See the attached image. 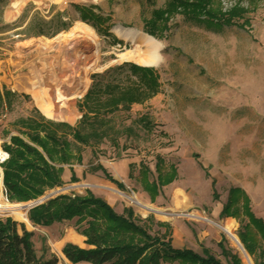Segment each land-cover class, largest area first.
Segmentation results:
<instances>
[{"label": "rangeland", "instance_id": "1", "mask_svg": "<svg viewBox=\"0 0 264 264\" xmlns=\"http://www.w3.org/2000/svg\"><path fill=\"white\" fill-rule=\"evenodd\" d=\"M13 2L0 0V89L17 94L11 108L0 107L1 149L10 136L16 135L14 122L29 117L34 110L44 116L30 95L17 90L29 76V66L35 58L33 44L53 40L76 25H83L95 36L98 59L95 68L87 72L85 93L71 104L74 120L68 123L49 119L76 127L83 116L79 106L92 84V76L128 63L120 62L119 55L131 50L132 43L115 30L142 32L163 45L159 65L151 67L159 78L160 93L144 104L132 105L129 112L109 116L114 124V141H104L93 149L81 146L83 163L73 166L79 182L71 183L72 172L65 166L63 185L45 196L56 191L57 196H82L91 191L119 214L132 208L141 220L151 217L150 233L164 235L176 249H190L202 256L208 250L228 264L219 246L223 242L243 264H248L219 225H233L238 237L241 224L248 221L244 215L221 216L232 188L242 189L254 215L264 220V0H212L214 9L224 15L222 20L198 21L176 15L164 26L156 22L158 37L145 32V26L153 22L154 10L165 8L167 0H28L17 17L9 21L6 14ZM73 5L93 7L106 22L81 20V13ZM58 16L73 26L52 38L33 35L41 23ZM41 27L51 31L54 25ZM142 117L149 119L148 130L139 122ZM158 155L177 167L178 179L164 187L152 203L138 177L141 163L155 172ZM120 160L132 165V178L115 172L114 164ZM96 164L106 167L114 179L125 185V191L106 180L101 172L91 173L90 167ZM2 182L0 167V188ZM124 195L137 196L164 215L148 213ZM9 204L24 205L23 212L28 216L30 202ZM2 216L24 224L34 233L38 257H57L58 264H64L60 241L71 229L75 230V221L35 227L16 220L8 211Z\"/></svg>", "mask_w": 264, "mask_h": 264}, {"label": "trees", "instance_id": "2", "mask_svg": "<svg viewBox=\"0 0 264 264\" xmlns=\"http://www.w3.org/2000/svg\"><path fill=\"white\" fill-rule=\"evenodd\" d=\"M73 7L81 13V20L85 22H106L94 12L93 7ZM240 12L245 13V10L241 9ZM176 15L198 21H220L224 18L212 6V0H167L164 9L154 10V20L146 23L145 32L158 37L156 22L164 26ZM44 25L54 27L46 31L41 27ZM31 26L34 27L35 23ZM41 26L33 35L52 38L69 30L73 23L63 21L58 16L49 23H41ZM160 91L161 84L153 68L126 63L92 76V84L79 106L83 116L76 127L51 121L37 110L27 118L18 119L13 123L16 135H9V141L2 144L3 151L9 155L0 165L9 201H36L49 190L62 186L65 166H69L72 172L71 183L79 182L73 166L83 163L81 146L93 149L104 141H114V124L108 117L115 112H129L132 105L144 104ZM16 97V93L0 89V107L11 108ZM139 122L143 128L149 129L147 117H142ZM90 172H101L106 180L125 191V185L115 180L103 165L91 166ZM153 175L156 178H152ZM129 178H132V173ZM177 179V167L168 164L160 155L156 157L155 172L147 165L140 164L138 180L152 203L164 187ZM213 197L216 198L215 195ZM242 215L248 221L241 224L238 233L241 244L255 264H264V220L254 215L248 195L242 189L232 188L221 216L238 218ZM27 217L35 227L75 221V230L85 238L87 248L72 243L64 246L63 255L73 264H223L208 250H204L202 256L190 249L174 248L171 240L164 235L153 236L150 233L151 217L141 220L132 208H125L119 214L106 200L91 191H86L82 196L64 194L50 198L31 208ZM158 225L168 226L166 223ZM33 236L34 233L28 231L24 224L10 218H0V264H58L57 257L48 260L38 257ZM219 246L228 264H243L240 257L227 249L223 242Z\"/></svg>", "mask_w": 264, "mask_h": 264}, {"label": "bare ground", "instance_id": "3", "mask_svg": "<svg viewBox=\"0 0 264 264\" xmlns=\"http://www.w3.org/2000/svg\"><path fill=\"white\" fill-rule=\"evenodd\" d=\"M26 1L28 0H14L6 14L7 20L15 19ZM115 32L133 46L131 50L119 55L120 62L141 67L159 65L163 50L160 42L136 30L124 32L116 29ZM32 47L35 58L30 63L29 76L25 77L17 90L30 95L37 108L48 119L72 122L75 116L72 114L71 104L85 93L88 85L87 72L94 69L97 63L99 49L95 36L83 25H76L68 33L47 42H37ZM3 153L0 147V158ZM127 198L148 213L164 215L160 210L141 202L137 196ZM23 206L6 204L4 208L16 220L30 224ZM203 220L209 221L205 218ZM219 227L240 250L247 263L253 264L243 251L234 233V226L225 223Z\"/></svg>", "mask_w": 264, "mask_h": 264}, {"label": "crops", "instance_id": "4", "mask_svg": "<svg viewBox=\"0 0 264 264\" xmlns=\"http://www.w3.org/2000/svg\"><path fill=\"white\" fill-rule=\"evenodd\" d=\"M113 168H114L115 172L117 174H119L121 177L125 178V177H129V175H130V163H128L126 160L118 161L117 163L114 164ZM64 173L65 174L67 173V169L64 170ZM57 224H60V223H57ZM60 242H61V244L59 246V249L61 251L63 250L64 246L68 243H72V244L77 245L81 248H87V245L85 244V238L83 236H81L80 234H78L76 232V230H74V229H71L70 232L67 235H65V237ZM62 255H63V252H62ZM62 260H63L64 264H73V263L69 262L64 255L62 256ZM79 264H89V263H79Z\"/></svg>", "mask_w": 264, "mask_h": 264}, {"label": "built area", "instance_id": "5", "mask_svg": "<svg viewBox=\"0 0 264 264\" xmlns=\"http://www.w3.org/2000/svg\"><path fill=\"white\" fill-rule=\"evenodd\" d=\"M8 158H9V155H8L6 152H4V153H3V157L0 158V165L3 164ZM0 195H1V198H0V218H2V217H3L2 215H4V213L6 212L4 206H5L6 204L11 203V202L9 201L8 197H7L6 191L4 190V186H3V184H2L1 194H0ZM44 197H45V196H44ZM44 197H42V198H44ZM42 198H41V199H42ZM38 200H40V199H38ZM38 200L30 202V205H29L30 208H29V210H30L31 208H34V207H36V206H38V205L44 203V202L47 201L48 199L44 200L42 203H41V202H38ZM29 210H28V211H29Z\"/></svg>", "mask_w": 264, "mask_h": 264}, {"label": "water", "instance_id": "6", "mask_svg": "<svg viewBox=\"0 0 264 264\" xmlns=\"http://www.w3.org/2000/svg\"><path fill=\"white\" fill-rule=\"evenodd\" d=\"M151 68V67H150ZM2 184H3V182H2ZM59 191H56V192H53V193H51L50 195H47V196H45L44 198H42V199H40V200H38V202H43L44 200H46V199H50V198H54L55 196H57L56 194L58 193ZM242 249H243V251H245V249H244V247L242 246Z\"/></svg>", "mask_w": 264, "mask_h": 264}]
</instances>
